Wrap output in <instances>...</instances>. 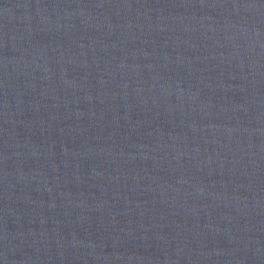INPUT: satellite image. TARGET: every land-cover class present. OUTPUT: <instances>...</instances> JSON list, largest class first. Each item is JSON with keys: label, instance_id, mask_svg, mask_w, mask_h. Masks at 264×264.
Here are the masks:
<instances>
[{"label": "water", "instance_id": "obj_1", "mask_svg": "<svg viewBox=\"0 0 264 264\" xmlns=\"http://www.w3.org/2000/svg\"><path fill=\"white\" fill-rule=\"evenodd\" d=\"M0 264H264V0H0Z\"/></svg>", "mask_w": 264, "mask_h": 264}]
</instances>
